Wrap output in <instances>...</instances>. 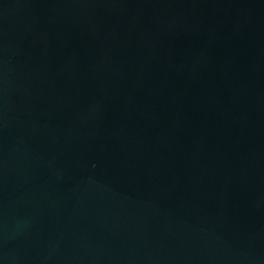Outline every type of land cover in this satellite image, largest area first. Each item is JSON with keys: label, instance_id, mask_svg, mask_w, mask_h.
Masks as SVG:
<instances>
[{"label": "water", "instance_id": "water-1", "mask_svg": "<svg viewBox=\"0 0 264 264\" xmlns=\"http://www.w3.org/2000/svg\"><path fill=\"white\" fill-rule=\"evenodd\" d=\"M0 264H264V0H0Z\"/></svg>", "mask_w": 264, "mask_h": 264}]
</instances>
